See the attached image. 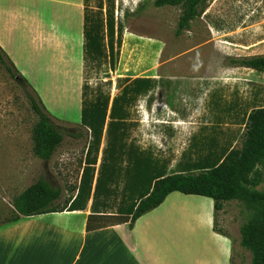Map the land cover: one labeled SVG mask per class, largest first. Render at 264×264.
<instances>
[{
  "label": "rangeland",
  "instance_id": "1",
  "mask_svg": "<svg viewBox=\"0 0 264 264\" xmlns=\"http://www.w3.org/2000/svg\"><path fill=\"white\" fill-rule=\"evenodd\" d=\"M153 1L102 0V15L109 5L113 11L109 55L105 30L89 29L99 0H0V226L12 215L13 198L39 179L61 191L54 203L58 208L75 196L91 140L90 130L80 123L82 101L95 90L111 100L135 78L155 80V87L127 110L124 144L151 152L168 165V172L207 154L201 136L208 138L209 129L225 125L233 103L264 105L259 86L253 87V99L224 85L236 74L227 59L264 54V43L257 44L264 40V0H206L189 29L179 34L181 8L155 7ZM89 36L100 47L90 50ZM238 73L241 79L253 74L254 82V74L259 75ZM26 94L62 135L48 161L33 153L37 117ZM105 144L104 127L95 170ZM122 163L117 161L118 167ZM263 186L264 180L257 189ZM115 204L111 199L108 210L114 211ZM215 213V228L231 242L229 264H250V253L240 245V228L249 221L260 223L257 208L231 201Z\"/></svg>",
  "mask_w": 264,
  "mask_h": 264
},
{
  "label": "trees",
  "instance_id": "2",
  "mask_svg": "<svg viewBox=\"0 0 264 264\" xmlns=\"http://www.w3.org/2000/svg\"><path fill=\"white\" fill-rule=\"evenodd\" d=\"M205 1L154 0L153 5L181 8L175 31L179 34L189 29L190 23L200 15ZM97 5L99 12L89 29L90 32L105 30L109 55H112V5L105 9V15L101 12L102 0ZM116 44L120 45V39L117 38ZM87 46L92 51L100 47L93 36L88 37ZM227 60L231 66L264 73V55ZM0 62H3L1 55ZM6 69L11 72L10 68ZM154 81L150 77L135 78L122 86L111 100L108 93L100 90H95L91 99H84L80 123L90 130L91 140L86 148L75 196L67 202L68 207L58 208L54 203L60 198L61 191L39 179L13 198V212L5 224L20 217L62 212L65 208L67 211L83 210L90 202V212L101 214L97 216V226L128 222L131 227L144 213L158 207L167 195L178 192L211 199L215 212L222 210L224 202L255 206L260 223L249 221L242 225L240 245L250 253V264H264V186L257 189L264 180V105L247 108L239 102L233 103L226 116L228 121L223 122L225 125L209 129L212 134L208 138L205 134L201 136L207 154L192 162H179L178 170L168 172V165L151 152L142 151L134 144H124L127 110L137 97L145 96L155 87ZM26 96L37 117L32 128L33 153L40 160L48 161L61 144L62 135L37 102L29 94ZM243 125L240 145L232 147ZM104 127L106 144L101 149L100 162L95 170ZM119 160L123 162L121 167L117 165ZM111 199L116 202L114 211L107 208ZM99 203L106 207H98Z\"/></svg>",
  "mask_w": 264,
  "mask_h": 264
},
{
  "label": "crops",
  "instance_id": "3",
  "mask_svg": "<svg viewBox=\"0 0 264 264\" xmlns=\"http://www.w3.org/2000/svg\"><path fill=\"white\" fill-rule=\"evenodd\" d=\"M233 68L236 74L224 83L230 91L252 98L257 85L264 97V73ZM238 69L259 73L254 74L257 80L251 79L253 74L241 79ZM239 136L232 147H237ZM98 215L90 212L88 202L83 210L65 208L1 225L0 264H229L231 242L215 228L209 198L172 192L131 227L128 222L97 226ZM56 217L71 219V225L57 223Z\"/></svg>",
  "mask_w": 264,
  "mask_h": 264
}]
</instances>
